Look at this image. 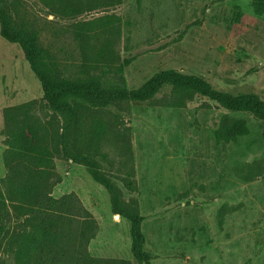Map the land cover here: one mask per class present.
I'll return each instance as SVG.
<instances>
[{
    "label": "rangeland",
    "instance_id": "374dc122",
    "mask_svg": "<svg viewBox=\"0 0 264 264\" xmlns=\"http://www.w3.org/2000/svg\"><path fill=\"white\" fill-rule=\"evenodd\" d=\"M254 2L121 0L65 16L51 12L42 0H21L18 18L38 31L40 46L66 68L82 59L74 28L119 17L117 64L130 63L120 75L103 63L92 70L109 85L135 90L174 70L200 77L216 91L264 101V13L255 12ZM173 98L166 84L150 100L117 102L96 114L110 139L102 149L107 158L96 159L124 201L145 218L144 249L151 264H264V121L199 93L185 97L181 107L168 105ZM29 101H35L32 113L49 119L41 83L20 46L0 35V182L7 174L4 109ZM237 122L247 125V136L230 143L214 139V130ZM124 146L130 147L131 161ZM250 169L257 173L247 180ZM50 171L51 195L74 193L96 221L89 255L101 264H140L132 254L130 224L113 214L106 189L84 167L60 156ZM4 208L3 222L9 219L6 225L19 231L23 219H12L11 209ZM0 264H14L13 254L0 252Z\"/></svg>",
    "mask_w": 264,
    "mask_h": 264
},
{
    "label": "trees",
    "instance_id": "16d2710c",
    "mask_svg": "<svg viewBox=\"0 0 264 264\" xmlns=\"http://www.w3.org/2000/svg\"><path fill=\"white\" fill-rule=\"evenodd\" d=\"M121 0H42L53 13L65 16L94 11ZM140 2L141 0H137ZM21 0H0V35L18 44L32 72L41 83L43 99L50 110L46 121L40 120L32 108L35 101L4 109V164L6 176L0 182V252L13 254L14 264H101L88 253V244L97 228L92 214L82 207L74 193L54 198L49 190L52 163L56 156L65 158L86 169L92 179L109 194L113 214L130 224L132 254L140 264H151L152 256L145 251L142 224L145 218L136 206L124 201L114 180L105 174L96 159L107 158L103 145L108 127L96 116L99 110L121 101L150 100L161 88L170 84L174 98L171 107L184 105V98L194 93L206 96L228 109L249 112L264 121V101L255 95L235 97L214 90L204 79L166 70L150 79L139 89L107 84L104 75L96 74L103 63L115 75H120L130 63L117 64L115 46L121 35L120 18L106 16L79 24L72 33L73 42L80 48L82 59L63 67L55 54L39 44L38 31L19 17ZM254 10L264 13V0H255ZM72 69L73 73H66ZM54 131V132H53ZM244 122L220 126L214 130L217 142H236L247 136ZM131 161L129 146L123 147ZM249 175H255L256 171ZM133 169L128 172L132 176ZM127 186L132 187V182ZM12 219L22 218L19 231L3 222L8 210ZM28 228V230H27ZM0 235V236H1ZM125 264L124 261L107 264Z\"/></svg>",
    "mask_w": 264,
    "mask_h": 264
},
{
    "label": "water",
    "instance_id": "95a60500",
    "mask_svg": "<svg viewBox=\"0 0 264 264\" xmlns=\"http://www.w3.org/2000/svg\"><path fill=\"white\" fill-rule=\"evenodd\" d=\"M117 217H120L119 215H116Z\"/></svg>",
    "mask_w": 264,
    "mask_h": 264
}]
</instances>
